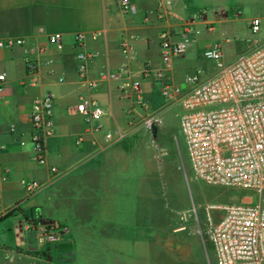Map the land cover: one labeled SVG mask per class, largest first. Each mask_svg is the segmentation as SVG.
I'll return each mask as SVG.
<instances>
[{
    "label": "crops",
    "instance_id": "0c3cea01",
    "mask_svg": "<svg viewBox=\"0 0 264 264\" xmlns=\"http://www.w3.org/2000/svg\"><path fill=\"white\" fill-rule=\"evenodd\" d=\"M132 1L140 13L124 18L116 0H0V40L26 39L23 46L0 48V73L6 75L0 93V173L6 175L0 182V264H162L179 241L174 234L185 229L182 221L192 227V217L183 216L185 195L170 194L172 204L182 203L181 211L166 206L162 178L149 172L143 154L164 128L169 105L156 76L184 86L197 71L202 78L214 73L203 57L214 45L231 64L253 49L252 42L263 44L264 0H170L164 19L157 17L154 1ZM252 20L259 24L257 34L250 30ZM186 22L192 25L191 42L167 64L160 34L175 43ZM78 33L92 56L85 78L76 71ZM53 36L61 38V47L39 53ZM238 36L246 43L235 41ZM123 41L132 61L120 50ZM26 57L39 62L33 76L26 72ZM122 67L128 77H107ZM90 82L97 87L90 89ZM46 94L54 104L53 135L39 164L29 112ZM82 98L95 99L103 114L87 123L74 110ZM32 182L37 188L28 193ZM34 217L52 222L60 240L19 248L14 227ZM60 244L71 250L60 252Z\"/></svg>",
    "mask_w": 264,
    "mask_h": 264
},
{
    "label": "built area",
    "instance_id": "2783aa9c",
    "mask_svg": "<svg viewBox=\"0 0 264 264\" xmlns=\"http://www.w3.org/2000/svg\"><path fill=\"white\" fill-rule=\"evenodd\" d=\"M116 1L124 18L140 13L136 2ZM145 1H154L157 17L164 19L170 0ZM249 27L252 34L259 32L256 20H252ZM211 29L207 25L206 30ZM192 32L191 23L186 22L179 41L175 43L170 41L168 34H160L161 58L165 63L183 55L191 42ZM84 42L85 35L76 34L74 58L76 71L82 78H85L92 60ZM25 43V38L0 40V48L12 49ZM252 43L253 49L231 64L224 63L220 45L205 50L203 57L212 62L214 73L202 78V72L197 71L186 77L184 86L173 84L164 74L156 76L167 103L178 104L181 109L179 130L189 163V168L183 170L185 179L213 189L205 195L212 201L204 206V230L213 249L215 264H264V43ZM51 47H61L59 36L41 44L38 52L45 53ZM120 50L131 61L134 59L124 41ZM25 66L28 76H33L39 62L26 57ZM128 75V69L122 67L107 77L115 80ZM5 82L6 75L0 73V93ZM88 86L95 89L97 83L90 82ZM53 108V99L46 94L34 100L29 112L31 141L39 164L44 162L45 140L53 135ZM74 110L83 115L87 123L103 114L99 103L92 98L80 99ZM146 125L151 128L152 122L147 120ZM4 181L6 175L0 173V182ZM35 188L37 184L34 182L26 185L28 193ZM195 211L194 204L192 207L188 205L183 216L188 214L195 221ZM196 224L201 232L197 220ZM14 233L17 246L28 249L46 246L61 238L53 223L42 224L37 217L17 223Z\"/></svg>",
    "mask_w": 264,
    "mask_h": 264
},
{
    "label": "rangeland",
    "instance_id": "374dc122",
    "mask_svg": "<svg viewBox=\"0 0 264 264\" xmlns=\"http://www.w3.org/2000/svg\"><path fill=\"white\" fill-rule=\"evenodd\" d=\"M235 41L246 43L245 38L241 36H238ZM165 102L167 103L166 100H164ZM168 104L163 113L165 126L163 129H159L155 137L147 143L146 148L143 149V154L149 164V172L155 173L159 179L162 178L158 183L159 189L160 184H163L162 188L166 193V206L172 204L170 201L171 191H181L185 195L186 204L191 207L192 204L195 205L196 218L191 212L195 218L192 227L182 221L185 230L174 234V237L179 241L172 245L171 252H166L162 264H215L213 249L204 230V206L212 201L205 195L213 189H206L197 181L185 179L183 170L189 168V163L184 140L179 130L181 112L177 105ZM173 204L174 213L181 211V202L176 203L174 201ZM177 207L180 209L178 210ZM180 216L182 217V213ZM196 220L199 222L202 233L198 230Z\"/></svg>",
    "mask_w": 264,
    "mask_h": 264
},
{
    "label": "water",
    "instance_id": "95a60500",
    "mask_svg": "<svg viewBox=\"0 0 264 264\" xmlns=\"http://www.w3.org/2000/svg\"><path fill=\"white\" fill-rule=\"evenodd\" d=\"M71 250V246L69 244H60L59 251L62 253L69 252Z\"/></svg>",
    "mask_w": 264,
    "mask_h": 264
},
{
    "label": "trees",
    "instance_id": "16d2710c",
    "mask_svg": "<svg viewBox=\"0 0 264 264\" xmlns=\"http://www.w3.org/2000/svg\"><path fill=\"white\" fill-rule=\"evenodd\" d=\"M42 224H52L50 221H42Z\"/></svg>",
    "mask_w": 264,
    "mask_h": 264
}]
</instances>
